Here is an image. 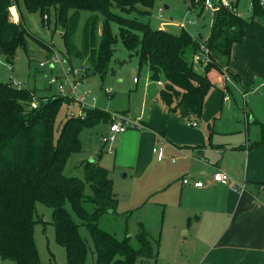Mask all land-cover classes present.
<instances>
[{"label": "trees", "instance_id": "obj_1", "mask_svg": "<svg viewBox=\"0 0 264 264\" xmlns=\"http://www.w3.org/2000/svg\"><path fill=\"white\" fill-rule=\"evenodd\" d=\"M202 1L190 0L194 6ZM231 1L235 5L239 0ZM23 2L26 10L38 12L46 20H50L53 11L56 25L65 28L62 36L72 56H66L67 59L71 62L74 58L86 57L93 72L102 76L107 73L117 41L112 23L119 24L126 47L138 51L141 65L149 67L154 80L164 78L159 95L161 102L184 117L202 116L213 86L208 72L212 68L223 72L229 64L232 45L245 37V29L252 24V20L236 11L220 6L213 13L209 35L213 60L205 66L206 71L200 72L191 60L198 50V38L184 28L178 34L155 29L141 19L151 14L156 0ZM14 3L18 6L19 0H0V54L10 60L19 48L27 50L29 37L23 21L11 19L10 9ZM252 9L254 16H264L261 0H252ZM81 10L99 12L103 20L100 21L98 14L89 16L92 19H88L83 28L82 48H78ZM34 98L38 106L32 108ZM65 102L70 104L71 100L61 94L38 97L29 88L0 82V260L43 264L34 237L38 201L53 209L55 237L65 247L68 264H84L88 246L66 203L89 228L97 248V264H136L139 258L154 257L158 252L152 237L143 228L138 234L140 245L134 247L128 239H119L99 226L100 216L115 212L119 203L106 167L88 161L83 166L84 179L65 174L69 157L82 149V129L103 118L111 121L112 117L95 108L83 116L71 113L56 128ZM262 128L264 132V123ZM86 182L91 187L88 195ZM84 201H91L94 210H87Z\"/></svg>", "mask_w": 264, "mask_h": 264}, {"label": "rangeland", "instance_id": "obj_2", "mask_svg": "<svg viewBox=\"0 0 264 264\" xmlns=\"http://www.w3.org/2000/svg\"><path fill=\"white\" fill-rule=\"evenodd\" d=\"M23 3V0H19L17 8L12 5L10 10L11 19L16 22L23 21L29 33L27 50L19 48L11 60L0 54V82L29 88L38 97L58 94V85L50 88L48 80L52 76L61 75V66L59 64L53 66L52 53L57 52L63 59L71 56L62 36L65 28L61 24L56 25L53 11L50 13V20H46L38 12L26 10ZM190 5V0H156L151 14L141 19L155 29L178 34L184 28L192 35L200 33L207 35L211 28V12L220 7L210 10L203 5L192 7ZM233 7L243 18L252 20L251 27L257 21L264 22V16H254L252 0H239L237 8L235 5ZM81 13L83 15L81 14L76 40L78 48H82L83 28L88 19H92L89 16L98 14L100 21L103 20L99 12L81 10ZM185 17L191 21L182 25ZM112 29L117 41L104 76L93 72L86 57L81 60L74 58L71 62L68 59L77 69V92L85 96L86 101L83 107L77 101L70 104L65 102L58 114L56 128H59L72 112L76 116H83L88 110L95 108L118 118L138 122L140 127L129 128L116 137L113 142V151L115 150L116 154L110 153L108 144L102 140L109 132V119H100L97 123L83 128L80 133L82 149L69 157L65 174L84 179L83 166L91 159L109 170L119 203L115 212L103 213L98 219V224L117 238L128 239L134 247L140 245L138 234L142 228L150 234L158 253L152 258H139L136 264H187L184 258L189 255L185 247L191 241V237L182 234L183 230L180 227L187 225L184 209L177 208L179 195L170 189L169 184V173L171 175L178 173L175 167L177 161L172 162L168 159L170 144L167 142L165 158L162 163H157V155L152 151L160 142L159 140L157 143L156 133L159 130L165 132L167 137L177 144L188 142L195 137L202 141V133L206 135L213 127L232 129L235 136L240 138L246 136V123H249L247 119L252 120L254 115L249 105L244 106L246 102L236 89L234 93H227L229 99L224 98L216 105L211 103L209 107L207 101V108H204L200 117H184L179 112L170 110L159 97L164 78L154 80L149 67L141 65L138 51L126 47L120 36L119 24L113 22ZM259 57L264 58V52L260 51ZM40 62H44L45 66L41 67ZM68 64L67 61L64 62L65 67ZM193 66L198 71H206L207 65L195 62ZM208 74L213 84L207 95L210 97L214 91L218 92V87L222 86L224 80L217 68H212ZM263 95H258L256 90L249 92L246 99L261 122H264V101L258 98ZM195 120L199 122V128L189 125L190 121ZM249 132L252 139H263L261 123L251 122ZM236 160L232 155L225 157V162L232 167L238 162ZM237 169L239 168L235 171ZM261 181L264 182V178ZM85 192L87 195L91 193V187L87 182ZM84 206L89 211L95 208L91 201H84ZM66 207L79 225L80 234L88 246L84 264H97V248L89 228L69 203H66ZM36 208L34 237L41 262L68 264L65 247L55 237L53 209L41 201L36 202ZM180 212L184 216H180ZM0 264L16 263L0 260Z\"/></svg>", "mask_w": 264, "mask_h": 264}, {"label": "crops", "instance_id": "obj_3", "mask_svg": "<svg viewBox=\"0 0 264 264\" xmlns=\"http://www.w3.org/2000/svg\"><path fill=\"white\" fill-rule=\"evenodd\" d=\"M261 2L264 6V1ZM210 32L211 28L207 35L193 36L204 38ZM245 32V37L232 45L229 64L223 69L232 82L224 84L223 81L218 92L206 98L204 108L207 101L210 107L211 103L216 105L224 98L229 99L227 93H234L236 89L246 102L244 106L249 105L254 115L252 120L247 119L246 136L237 138L232 129L213 127L206 135L202 133V141L195 137L177 144L165 132L156 133L157 143L164 142V151L165 144H170L168 159L177 161L178 173H169V184L179 195L177 208L184 209L187 225L180 227L182 234L191 237L185 247L189 255L184 258L187 264H264V182L261 181L264 178V132L262 128V140L252 139L249 132L251 122L261 123V127L264 122L258 120L246 100L249 92L257 90L258 95L264 94V58L259 57L260 51L264 52V22L257 21ZM258 99L264 101V95ZM194 128H199V122ZM217 137L220 138L217 140ZM228 155L236 157L235 166L225 162ZM164 158L156 157L157 163H162ZM236 168L239 169L235 171ZM219 170L230 176L228 183L213 179V174ZM184 178L190 182L184 183ZM196 180H202L204 185L196 186ZM180 216L184 215L180 212Z\"/></svg>", "mask_w": 264, "mask_h": 264}, {"label": "built area", "instance_id": "obj_4", "mask_svg": "<svg viewBox=\"0 0 264 264\" xmlns=\"http://www.w3.org/2000/svg\"><path fill=\"white\" fill-rule=\"evenodd\" d=\"M14 8H17V4H13ZM199 5V4H198ZM200 5H203L205 8H208L210 10L215 9V7L225 6L229 9L235 10L233 7V4L230 0H203ZM192 5H190L191 7ZM237 13V9L235 10ZM239 14V13H238ZM47 17V15H46ZM191 20H187L186 17L183 19L182 25H186ZM51 60L54 64H59L61 66V75H55L52 76L50 80H48V85L52 87L53 85H58V94H61L63 96H66L68 99L71 100V103L77 101L79 102L83 107L85 105L86 98L85 96L79 95L77 92V84L78 81L76 80V74L77 69L76 67L71 64L67 58L64 57L60 58L57 52H53L51 56ZM65 60V61H64ZM213 60V56L211 53V49L209 47V36H206L204 38L198 39V50L193 54L192 62L193 64L195 62L208 65ZM68 62L69 64L64 66V62ZM40 66L44 67L45 63L40 62ZM224 84L227 82H232V79L229 75V73L226 70H223L222 72ZM162 84V83H161ZM32 108H35L38 106V101L36 98L31 102ZM73 113V112H72ZM74 114V113H73ZM192 127H197L198 122L197 121H190L189 123ZM137 128L140 127V124L138 122H131L124 118H118L116 115H112L111 121H110V127L109 132L103 136L102 140L104 143H107L109 145L108 150L113 152V142L116 140V137L120 134L128 130L129 128ZM164 142L160 140L159 144L154 147V152L157 155V158L159 160H162L164 155ZM213 179L217 182L221 183H228L230 181V176L219 170L213 174ZM184 183H189L190 179L184 178ZM194 184L198 187H201L204 185V182L202 180H196Z\"/></svg>", "mask_w": 264, "mask_h": 264}]
</instances>
